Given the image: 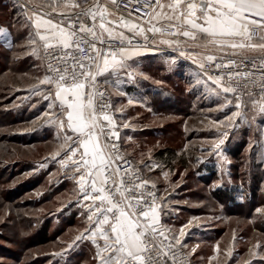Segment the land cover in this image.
Wrapping results in <instances>:
<instances>
[{
	"label": "snow or ice",
	"instance_id": "1",
	"mask_svg": "<svg viewBox=\"0 0 264 264\" xmlns=\"http://www.w3.org/2000/svg\"><path fill=\"white\" fill-rule=\"evenodd\" d=\"M16 4L24 9L21 23L28 29V55L45 66V74L37 78L38 85L45 86L44 99L50 100L51 111L44 116L63 136L53 158L63 151L61 165L71 166L72 178L89 202L88 226L68 248L77 241H91L96 264H186L182 238L188 225L178 234L162 225L159 201L164 198L157 196L156 183L142 178L140 168L122 152L119 128L130 125L114 117L123 108H115L107 90L127 95L120 85L136 82L133 65L146 53L161 56L170 67L182 58L196 66L191 87L199 93L197 98L215 102L216 107L207 111L234 109L212 124L251 126L257 116L264 121V0H16ZM0 36L11 49V34L0 30ZM38 85L32 87L40 95ZM249 111L254 113L251 119ZM227 136L224 131L211 143L210 155H220ZM144 167L152 171L157 166ZM256 212L264 216V208ZM262 247L253 244L245 264L257 256L264 261L258 251ZM215 251L220 252L219 244ZM226 255H232L230 248Z\"/></svg>",
	"mask_w": 264,
	"mask_h": 264
},
{
	"label": "rangeland",
	"instance_id": "2",
	"mask_svg": "<svg viewBox=\"0 0 264 264\" xmlns=\"http://www.w3.org/2000/svg\"><path fill=\"white\" fill-rule=\"evenodd\" d=\"M13 10V2L0 0V30L11 34L13 44L9 49L0 36V264H96L91 241L68 248L88 221L82 207L70 218L68 188H53L59 172L52 159L63 136L44 116L51 110L45 86L37 80L45 74L43 64L28 55L26 31L13 21ZM161 73L155 74L160 80ZM169 80L167 87L183 89L176 78ZM182 105L161 114L141 104L115 112L118 122L130 125L119 128L124 148L156 183L172 232L188 225L182 244L195 264H245L253 244L264 246V216L256 212L264 208V121L257 116L251 126L214 125L211 121L224 120L234 109L207 111L216 105L203 97ZM252 115L249 111V119ZM136 127L144 130L136 132ZM224 131L228 136L220 155H210L211 143ZM164 146L175 149L170 162L168 153L156 155ZM144 165L157 167L148 171ZM227 189L230 196L224 194ZM42 235L47 241L39 242ZM258 251L264 254V247ZM251 259L264 264L259 256Z\"/></svg>",
	"mask_w": 264,
	"mask_h": 264
},
{
	"label": "crops",
	"instance_id": "3",
	"mask_svg": "<svg viewBox=\"0 0 264 264\" xmlns=\"http://www.w3.org/2000/svg\"><path fill=\"white\" fill-rule=\"evenodd\" d=\"M8 1L13 2V8H14V10L12 11L14 13L13 21L19 25V28L21 29V33H24L26 31L25 34L27 37L28 29L25 26H23L21 23L25 19V17L22 14L24 9L17 6L16 0H8ZM18 13H20L19 17L17 16ZM137 60L139 61L138 64L133 65V70L136 73V82L135 83L126 82L120 85V88L124 92H126L127 95L121 96L116 91V89L109 88L113 96V102L115 108H121L125 106L128 107L127 101L129 99H132L133 100L132 104L134 105L141 104L147 110L151 109L153 112L161 114L167 112L169 109L172 108L178 109L182 107L183 106L182 104H184V102L186 104L187 101H194V100L196 101V97L199 96V93L191 87V85L195 83V81L192 78V73L195 70L196 66L193 65L191 61H187L181 58L177 61L175 65L170 67L169 64L165 62L164 58H162L159 55H153L151 53H146L145 55L137 58ZM157 71L162 72L159 76L163 79L160 80V78L157 77L158 76L156 74ZM155 74L157 76H155ZM144 77H147V79H145ZM164 77L166 79H164ZM169 77L176 78L177 82L179 84H182L183 89H178L177 86L175 87L174 85L171 84L170 86L167 87V85H169L168 83L171 82L169 80ZM100 79H103V77H100ZM122 79H126V78L123 77L122 75ZM124 101H126L125 104ZM133 130H135L136 132L137 131L140 132L144 130V128L136 127L135 129L133 128ZM119 133L122 139L121 136L122 134L120 130ZM69 135H71V133H69ZM63 156L64 153L63 151H61V156H57L55 157V159L54 158L52 159V161L55 162L57 166L56 170L59 172L57 176L58 179L56 180L57 187H59L60 189L68 188L70 190L68 191V196H70L69 198L70 200L69 212H71L70 218H72V216L74 215L73 211H75L76 208L82 207V210H84L85 213L84 219L87 221L88 212L86 205L89 202L83 200L82 194L79 192L76 179L72 178L73 173L69 171V168L71 166L69 165V167L66 168L61 165L60 160L63 158ZM76 175L78 176V174ZM160 218H162L164 221L166 220L165 216L162 215L161 211H160Z\"/></svg>",
	"mask_w": 264,
	"mask_h": 264
},
{
	"label": "built area",
	"instance_id": "4",
	"mask_svg": "<svg viewBox=\"0 0 264 264\" xmlns=\"http://www.w3.org/2000/svg\"><path fill=\"white\" fill-rule=\"evenodd\" d=\"M43 69H44V72H45V66H44V65H43ZM98 79H100V78H98ZM101 80H102V79H101ZM107 91H108V93L111 95L112 100H113V96H112V94H111L109 88H108ZM118 143H119V145H120V147H121L122 152L126 155V158H127L128 160L132 161V163H133L135 166H137L138 168H140L142 178H147L146 175H145V173H144L143 170H142L141 165H140L137 161H135V159H134L130 154H128V153L126 152V150H125V148H124V143H123V140L121 139V137L119 138ZM121 170H123V167H122ZM149 190H151V189H149ZM156 193H157V196L160 197V193H159L157 187H156ZM159 203H160V201H159ZM160 219H161V223H162V225H165L167 228L170 229L168 223H167L166 221H164L162 218H160ZM182 252L186 254V264H195L194 260H193L192 257H191V254L186 250V248H183V249H182Z\"/></svg>",
	"mask_w": 264,
	"mask_h": 264
},
{
	"label": "trees",
	"instance_id": "5",
	"mask_svg": "<svg viewBox=\"0 0 264 264\" xmlns=\"http://www.w3.org/2000/svg\"><path fill=\"white\" fill-rule=\"evenodd\" d=\"M124 147H125V145H124ZM164 153H168L167 154V156H169V158H167V160L166 161H171L172 159H173V157L172 156H174L173 154L175 153V149L174 148H172V147H169V146H164V147H161V148H159V149H157L156 150V155H164ZM166 156V155H165ZM165 160V159H164ZM205 167L206 168H208L209 169V171L210 170H212V165H205ZM212 172V171H211ZM214 174V173H213ZM35 184V183H34ZM34 184H29V186L30 187H33L34 186ZM20 185V184H19ZM53 188H55V189H60L59 187H57V184H56V181L54 182V186H53ZM229 189H227L225 192H224V194L225 195H231L232 193H230L229 191H228ZM219 194H221L220 192H218ZM166 221V220H165ZM73 222V220H71V219H69V221L67 222V224L68 225H70L71 223ZM49 235V234H48ZM48 235H42V236H40L39 238V242H45V241H47V237H48Z\"/></svg>",
	"mask_w": 264,
	"mask_h": 264
}]
</instances>
